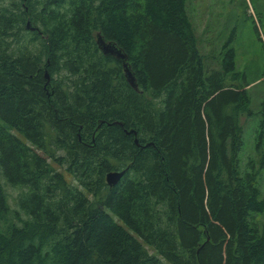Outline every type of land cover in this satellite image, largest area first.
Wrapping results in <instances>:
<instances>
[{"label": "trees", "instance_id": "1", "mask_svg": "<svg viewBox=\"0 0 264 264\" xmlns=\"http://www.w3.org/2000/svg\"><path fill=\"white\" fill-rule=\"evenodd\" d=\"M4 1L0 264H264V117L246 141L232 38L216 67L190 0Z\"/></svg>", "mask_w": 264, "mask_h": 264}, {"label": "rangeland", "instance_id": "2", "mask_svg": "<svg viewBox=\"0 0 264 264\" xmlns=\"http://www.w3.org/2000/svg\"><path fill=\"white\" fill-rule=\"evenodd\" d=\"M4 2L8 3L9 0ZM187 6L198 46L206 61H215L218 67L222 46L232 38L237 68L244 70L250 81L247 88L251 94L250 108L254 114H244L241 123L246 141L251 142L253 128L260 125L264 117L260 109L264 97V81L259 80L264 72V0H190ZM252 148L255 149V143H252ZM241 156L245 161L246 150ZM9 191L12 196L18 193L12 187ZM261 220H264V215Z\"/></svg>", "mask_w": 264, "mask_h": 264}, {"label": "water", "instance_id": "3", "mask_svg": "<svg viewBox=\"0 0 264 264\" xmlns=\"http://www.w3.org/2000/svg\"><path fill=\"white\" fill-rule=\"evenodd\" d=\"M27 28L35 29L36 27L32 26L31 22H28ZM97 41H98L99 47L101 48V50L106 55H112V56L116 57L117 59H119L120 61H122L124 71H125V74H126V77L129 81V83L135 89H138V85L136 83L135 75L132 72L130 65L127 63V55L124 52V50L122 48H120L113 41H110V42L105 41V39L100 34H98V40ZM123 174H124V170L123 171H111L107 175V182L109 183V185L115 186L120 181Z\"/></svg>", "mask_w": 264, "mask_h": 264}]
</instances>
